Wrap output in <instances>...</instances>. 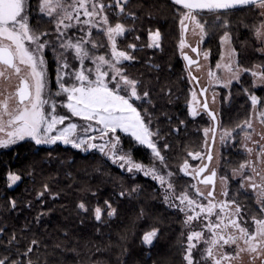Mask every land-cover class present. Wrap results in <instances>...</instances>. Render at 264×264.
Instances as JSON below:
<instances>
[{
  "label": "snow or ice",
  "instance_id": "obj_1",
  "mask_svg": "<svg viewBox=\"0 0 264 264\" xmlns=\"http://www.w3.org/2000/svg\"><path fill=\"white\" fill-rule=\"evenodd\" d=\"M129 2L38 0V12L48 17L54 25L51 31H41L30 23L27 0H0V81L5 84L13 78L18 81L13 91L7 87L0 90V149L31 141L35 146L62 144L83 153L98 152L133 177L142 174L155 181L161 190L163 203L184 214L186 227L192 228L193 222L199 223V230L189 231L183 244L185 264H234L245 254L249 264H264V97L254 91L264 90V61L245 67L236 60L237 51L232 47L226 19L233 11L247 9L254 12L256 22L250 26V31L258 45L255 51L264 55V0H170L172 5L179 6L175 8L179 15L181 35L178 46L186 61L190 83L199 85V77L192 75V71L193 68L199 71L203 67L199 45L208 34V27L202 13L215 14L216 20L220 21L218 26L226 29L220 39L227 51L221 53V62L215 68L229 75L224 78L209 68V84L230 88L233 81L240 83L244 74L252 78L250 86L243 88L250 101L249 117L231 129L221 126L219 114L209 108L207 98L201 100L195 88L191 90L189 114L195 118L202 111L210 118L211 124L203 129L205 151L188 152L189 157L200 163L193 167L185 159L178 169L179 173L191 176L196 183L187 185L179 192L174 180L178 173L170 169L164 154L170 145L161 143L165 137L159 128L154 127V116L145 107V104H152L150 89L143 81L127 74L125 62L135 61L136 57L118 48L117 38L124 37L132 29L119 18L115 23L110 21V14L135 20L136 14L126 8ZM93 30L97 35L102 33L107 44L94 38ZM190 30L199 38L196 46L186 40ZM148 39L150 43L147 47H161L159 29H149ZM102 48L106 52L99 54ZM127 48L135 51L137 45L132 43ZM185 48H190L197 58L188 55ZM49 49L57 65L55 91L49 87L46 60ZM208 55L207 51L202 53L205 61ZM207 91V88H200L199 97H205ZM161 92H164L163 88ZM170 92L169 89L166 94ZM230 96L229 92L226 98ZM61 97L64 99H57ZM137 101L141 102L139 106L136 105ZM212 102H216L215 93ZM58 109H67L70 115ZM73 117L79 118L80 122H74ZM256 123L261 130H257ZM240 133H243V138L238 141ZM121 134L131 138L132 147H124ZM217 143L227 147L239 143L247 154L246 159L231 169V175L219 174V161L216 167H210ZM137 146L149 150V163L134 158L133 148ZM224 163L230 165L232 162L225 159ZM217 178L221 186L219 193L216 192ZM6 179L10 188L21 180V176L9 171ZM230 180L238 184L237 194L231 196ZM199 185L208 190L202 191ZM43 187L39 197L45 193L53 197L58 195L50 192L49 185ZM140 187L137 184L131 190L123 189L118 195L131 197L140 191ZM189 189L193 190L191 194ZM91 194L97 195L95 192ZM237 195L254 197L257 206L255 212L238 200ZM9 204L12 209L17 207L15 200L9 201ZM77 208L83 213L91 210L93 218L101 224L105 223V216L111 218L117 214L111 200H104L103 206L98 203L91 209L80 201ZM43 215L45 213L37 215V223ZM144 215L141 209L140 217ZM159 233L157 227L146 231L141 237L142 244L153 246ZM4 236H7L6 240L2 238ZM19 244L20 237L16 232L9 235L6 228L0 226V264H37L39 256L37 260L33 256L37 255L41 241L33 238L23 250ZM54 248L79 255L74 247L56 244ZM96 251L101 249L97 248ZM197 252L198 257L195 255ZM44 264H49L47 259ZM94 264L101 262L97 260Z\"/></svg>",
  "mask_w": 264,
  "mask_h": 264
},
{
  "label": "trees",
  "instance_id": "obj_2",
  "mask_svg": "<svg viewBox=\"0 0 264 264\" xmlns=\"http://www.w3.org/2000/svg\"><path fill=\"white\" fill-rule=\"evenodd\" d=\"M37 3L38 0H29L30 23L41 31H51L54 25L48 17L38 12ZM178 7L172 5L170 0H130L126 8L136 14V19L110 14V21L115 23L119 18L132 29L118 40V46L136 57L135 61L125 62L127 74L143 81L150 89L152 104H145V107L154 116V127L159 128L165 137L161 143L170 145L164 154L170 169L178 173L174 180L179 192L187 185L196 183L191 176L179 173L178 169L185 159L192 166L199 164L198 160L188 156V152L205 151L203 129L208 126V118L204 112L195 118L189 114L191 83L178 46L181 38L179 15L175 11ZM226 19L232 47L237 51L236 60L245 67L264 61V55L255 51L258 45L250 31V26L256 22L255 13L247 9L233 11ZM203 20L207 21L208 34L202 50L209 53V63L213 67L220 58V38L226 29L218 26L220 21L216 20L215 14L204 13ZM149 29L160 30L159 49L147 47ZM93 36L106 44L102 33L97 35L93 30ZM132 43L137 45L135 51L127 48ZM105 52L106 49L99 50V54ZM46 59L50 78L53 79L56 62L50 49L46 51ZM251 81V76L244 74L240 83L233 82L230 88L217 85L216 89L221 95L222 127L235 128L249 117L250 101L243 88L249 87ZM162 88L164 92H161ZM169 89L170 94H166ZM254 91L264 97V90ZM229 92L231 96L226 98ZM140 103L137 101L136 105ZM59 111L70 115L67 109ZM72 119L80 122L79 118ZM181 121L184 123L181 124ZM177 128L180 130L174 131ZM121 135L124 147H132L131 138ZM240 138L239 135L237 140ZM238 147L239 143L223 149L220 166L223 173L229 175V171L244 160L245 154ZM133 155L145 164L150 161V152L146 148L134 147ZM225 159L232 163L226 165ZM9 171L21 176V180L10 188L6 179ZM45 184L49 185L51 193L58 195L53 197L45 193L39 197ZM137 184L141 186L138 193L126 198L118 195L121 190H131ZM237 189L238 184L232 182L230 196L237 194ZM160 191L151 178L142 174L133 177L98 152L83 153L62 144L35 146L31 141L0 149V226H4L9 235L17 233L21 250L33 238L41 241L37 255L33 256L34 260L39 256L37 264H44L45 259L49 264H94L97 260L101 264H185L182 253L189 228L183 223V213L163 203ZM192 191L189 189L190 194ZM92 192L97 195L92 196ZM237 199L255 212L257 206L254 197L237 195ZM11 200L17 203L15 209L10 207ZM104 200L112 201L117 214L111 218L105 216V223L102 224L93 218L91 210L83 213L77 208L80 201L91 209L98 203L103 206ZM141 209L145 213L142 218ZM40 213L45 215L37 223L35 218ZM153 227L159 228L160 233L153 246L148 247L142 244L141 237ZM2 238L6 240L7 236ZM56 244L74 247L79 255L61 252L54 248ZM97 248L101 251L97 252ZM53 252L54 255H48Z\"/></svg>",
  "mask_w": 264,
  "mask_h": 264
},
{
  "label": "rangeland",
  "instance_id": "obj_3",
  "mask_svg": "<svg viewBox=\"0 0 264 264\" xmlns=\"http://www.w3.org/2000/svg\"><path fill=\"white\" fill-rule=\"evenodd\" d=\"M27 2H28V6H29V0H27ZM201 15H202V18H203V17H204V13H202ZM120 38H121V37H118V38H117V44H118V40H119ZM204 38H205V37H204ZM198 39H199V38H198L197 36H194V35L192 34L191 30L187 33V40H188V43H190L192 46H195V45L197 44ZM105 41H106V38H105ZM203 41H204V40H203ZM149 43H150V41H149ZM106 44H107V41H106ZM202 44H203V42L199 45V48H200V51H201L200 63H201V65H203V67H202L199 71H196L195 68H193V71H192V72L194 73L195 76L199 77V84H200V86H201L202 88H203L204 86H207V89H208V91H207V93H206L207 101H208V103H209L210 108H211L212 110L218 112V114H219V123H220L221 95H220V93H219V92L217 91V89H216V87H217L218 84H215V83H213V84H211V85L209 84V77H208L207 72H208V69L211 68L213 71H216V72H217V75H220V76H222V77H224V78H227L229 74H228L226 71H223V70H217V69L215 68V66L211 67V66H210V63H209V58L207 59V61H205V60L203 59L202 53L205 52V51L202 50ZM118 48H119V46H118ZM221 48H222L221 53H222V52H225V53H226V51H227V47H226V46H225V47H222V45H221ZM121 50H122V49H121ZM184 51H185V52H189L193 57H195V54L191 52L190 48H185ZM180 54H181V53H180ZM220 57H221V55H220ZM46 60H47V59H46ZM218 62H221L220 58H219V60L217 61V63H218ZM224 62L226 63L227 60L225 59ZM217 63H216V64H217ZM216 64H215V65H216ZM56 67H57V65H56ZM55 75H56V70H55V74H54L53 79H51V78H50V75H49V70H48V77H49V80H50L49 87H50L53 91L56 90ZM189 79H190V77H189ZM233 82H235V81H233ZM17 83H18V81H17L16 78H13V79H12L11 81H9L7 84H5L4 82L0 81V90H3L5 87H7L9 91H13L14 88H15V85H16ZM194 88H195V90H196L197 93H198V98L202 100V98L199 97V90H198V87H197L196 83H195V82H191V90L194 89ZM214 93H215V95H216V102H215V103L212 102V96H213ZM57 99H64V98L61 97V98H57ZM190 99H191V98H190ZM58 111H59V109H58ZM201 113H202V111H201ZM205 115L207 116L206 113H205ZM207 118H208V126H207V127H209L210 124H211V120H210V118H209L208 116H207ZM66 123H67V121H66ZM255 127L257 128L258 131L261 130V129H260V125H259L258 123L255 124ZM240 137H241L240 140H242V138H243V133H240ZM257 139H258V137H257ZM225 147H226V146H221V145H219V144L217 143V145H216L215 148L213 149L214 160H213V162H212V165H210V167H216V166H217V161H219V166H218V172H219V174H225V173H223V172L220 170V166L222 165V164H221V161H222V158H223L222 153H223V149H225ZM238 150L242 151V152L245 154V156H244L245 158H244V159H246V158H247V154H246V153L243 151V149L240 147V144H239ZM252 158L254 159L255 157L253 156ZM199 163H200V161H199ZM190 165H191V164H190ZM196 166H197V165H196ZM193 167H195V166H193ZM229 175H231V170L229 171ZM232 182H236V181H235V180H230V182H229V187H230V184H231ZM15 185H16V184H15ZM13 186H14V185H13ZM199 187L201 188L202 191H207V190H208V189H205V187H204L203 185H199ZM220 191H221V186H220V184H219V179L217 178L216 192L219 193ZM229 195H230V194H229ZM220 198H222V197H220ZM254 202H255V200H254ZM199 227H200V225H199L198 222H193L192 228H189L188 232L191 231L192 229L199 230ZM188 232H187V233H188ZM186 236H187V235H186ZM185 241H186V238H185ZM201 247H203V246L201 245ZM227 250L230 251L231 249H227ZM195 255H197V257H198V256H199V253L197 252V253H195ZM234 264H249L248 256H247L246 254L243 255V256H242V259L239 260V261H235ZM257 264H258V262H257Z\"/></svg>",
  "mask_w": 264,
  "mask_h": 264
},
{
  "label": "water",
  "instance_id": "obj_4",
  "mask_svg": "<svg viewBox=\"0 0 264 264\" xmlns=\"http://www.w3.org/2000/svg\"><path fill=\"white\" fill-rule=\"evenodd\" d=\"M196 46V45H195ZM188 53V55H190V56H192L189 52H187ZM195 54V57H193L194 59H196L197 57H196V53H194ZM185 62V65H186V61H184ZM192 75H194V73L192 72ZM198 87V90L200 91V88H202L201 86H200V84L197 86ZM203 88H207V86H204ZM202 98V100L204 99V98H207V96H206V94H205V97H201ZM209 104V103H208ZM209 108H210V106H209ZM211 109V108H210Z\"/></svg>",
  "mask_w": 264,
  "mask_h": 264
}]
</instances>
